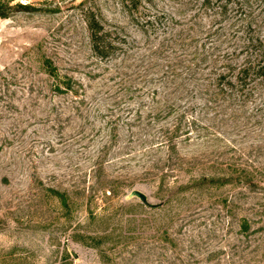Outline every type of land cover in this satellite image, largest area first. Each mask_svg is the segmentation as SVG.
<instances>
[{
    "label": "rangeland",
    "instance_id": "obj_1",
    "mask_svg": "<svg viewBox=\"0 0 264 264\" xmlns=\"http://www.w3.org/2000/svg\"><path fill=\"white\" fill-rule=\"evenodd\" d=\"M0 1L9 13L0 19V264H112L107 259L127 264L132 249L159 241L156 234L165 228L162 223L169 218L168 209L174 205L183 210L184 206L178 200V204L168 201L143 175L119 183L118 162L106 163L100 179H95L92 169L103 140L95 126H104L108 114L95 119L96 113L89 109L82 113L83 119L69 122L64 117L63 129L48 122L50 109L63 110L72 99L56 90L58 78L49 75V69L56 67L59 75L85 79L87 91L94 83L86 79L87 73L105 74L108 65L92 56L85 18L90 12L105 28L123 31L130 42L143 41V35L123 8V0ZM150 1L144 6L153 13L183 25L196 21L203 31L222 33L223 28L232 32L253 22L251 33L264 37V0H247L244 6L241 2L242 8L229 6L225 21L217 7L207 13L203 0ZM18 3L32 4L39 11H21ZM234 43L223 44L222 50L233 51L229 47ZM31 97L40 101L28 106ZM201 97L194 102L197 114L188 116L198 119L200 140L186 144L185 153L187 166H193L194 154L205 164L190 175L233 177L231 186L214 191L211 197L219 201L228 197L247 208L257 204L264 209V79L246 86L235 105L228 99L211 102L210 96ZM113 187L115 193L106 196ZM133 190L161 206L150 209L139 199L128 200ZM208 202V214L221 207ZM9 206L11 210H5ZM219 220L228 221L225 214ZM113 229L116 233L98 248L88 239Z\"/></svg>",
    "mask_w": 264,
    "mask_h": 264
},
{
    "label": "trees",
    "instance_id": "obj_2",
    "mask_svg": "<svg viewBox=\"0 0 264 264\" xmlns=\"http://www.w3.org/2000/svg\"><path fill=\"white\" fill-rule=\"evenodd\" d=\"M241 2L247 4V0H203L202 6L209 14L217 7L225 21L228 7L236 4L242 8ZM148 3L151 1L123 0V8L142 33L143 41L130 42L123 31L109 30L94 13L86 14L92 56L108 66L102 76L97 71L85 75L94 81L88 85L89 91L85 79L59 75L56 67L49 69V75L58 78L56 90L72 99L63 110L50 109L48 122L63 129L64 117L72 122L83 119L82 113L89 109L96 113L95 119L106 112L105 127L95 126L96 132L103 135L92 169L95 179H100L106 163L118 162L119 183L143 175L168 201H179L184 206L183 210H176L174 205L168 209L169 218L167 215L162 223L165 228L156 234L159 241L132 249L127 264H264V209L257 204L247 208L228 197L214 200V191L231 186L233 177L205 173L192 176L190 173L204 162L194 154L193 166H187L185 153L186 144L200 140L198 119L188 118L199 109L194 102L205 94L211 102L213 98L220 102L228 99L235 105L246 86L264 79V37L251 33L253 22L232 32L225 28L222 33L203 31L196 21L187 22L190 27L184 29L187 24L153 13L144 6ZM16 7L28 13L39 11L32 4L18 3ZM8 17L0 1V19ZM233 43L229 47L233 51L222 50L223 44ZM241 58L243 61L236 63ZM111 62L118 63L110 67ZM34 101L40 100L31 97L27 105ZM194 134L196 137L191 138ZM115 191L113 187L106 196ZM208 200L221 207L208 214ZM5 208L11 210L10 206ZM224 214L228 221L221 223L219 218ZM115 231L88 239L98 248ZM106 262L113 264L108 259Z\"/></svg>",
    "mask_w": 264,
    "mask_h": 264
},
{
    "label": "water",
    "instance_id": "obj_3",
    "mask_svg": "<svg viewBox=\"0 0 264 264\" xmlns=\"http://www.w3.org/2000/svg\"><path fill=\"white\" fill-rule=\"evenodd\" d=\"M135 198L136 199H139L140 202L143 205H145L146 207H148L150 209H157V208H159L161 206V205L152 204L149 201L148 196L144 192H142L140 190H133V191H131L129 193L128 197H127L128 200H132V199H135ZM72 255H73L74 259H77L78 258V256L75 253H73Z\"/></svg>",
    "mask_w": 264,
    "mask_h": 264
}]
</instances>
